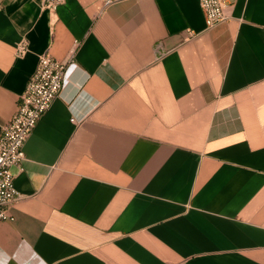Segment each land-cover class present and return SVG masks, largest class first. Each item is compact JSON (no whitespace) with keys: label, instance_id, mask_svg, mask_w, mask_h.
I'll use <instances>...</instances> for the list:
<instances>
[{"label":"crops","instance_id":"0c3cea01","mask_svg":"<svg viewBox=\"0 0 264 264\" xmlns=\"http://www.w3.org/2000/svg\"><path fill=\"white\" fill-rule=\"evenodd\" d=\"M43 3L0 0V129L41 54L67 63L0 264H264V0L213 26L200 0Z\"/></svg>","mask_w":264,"mask_h":264},{"label":"built area","instance_id":"2783aa9c","mask_svg":"<svg viewBox=\"0 0 264 264\" xmlns=\"http://www.w3.org/2000/svg\"><path fill=\"white\" fill-rule=\"evenodd\" d=\"M64 0H44L43 7L51 11ZM124 0H102L104 6ZM206 23L213 26L227 19V0H200ZM29 43L23 39L17 46V53L28 51ZM67 63L49 53L41 54L36 70L20 96L17 110L11 120L0 129V219H13L8 206L20 197L15 187L13 168L25 159V142L40 117L51 106L53 99L64 88Z\"/></svg>","mask_w":264,"mask_h":264}]
</instances>
